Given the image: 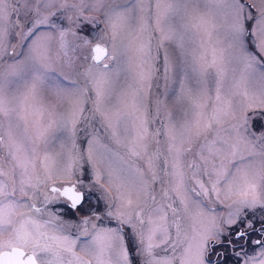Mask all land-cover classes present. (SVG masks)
<instances>
[{"label":"snow or ice","instance_id":"snow-or-ice-1","mask_svg":"<svg viewBox=\"0 0 264 264\" xmlns=\"http://www.w3.org/2000/svg\"><path fill=\"white\" fill-rule=\"evenodd\" d=\"M220 249L264 264V0H0V264Z\"/></svg>","mask_w":264,"mask_h":264},{"label":"rangeland","instance_id":"rangeland-1","mask_svg":"<svg viewBox=\"0 0 264 264\" xmlns=\"http://www.w3.org/2000/svg\"><path fill=\"white\" fill-rule=\"evenodd\" d=\"M253 239H255L256 237L253 236ZM227 251L228 252V256L226 258V264H235L236 258L235 256L231 253V250H225V249H220V252L223 253Z\"/></svg>","mask_w":264,"mask_h":264}]
</instances>
